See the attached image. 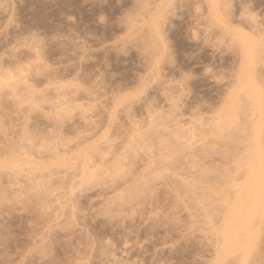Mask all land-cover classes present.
Masks as SVG:
<instances>
[{
    "label": "rangeland",
    "instance_id": "obj_1",
    "mask_svg": "<svg viewBox=\"0 0 264 264\" xmlns=\"http://www.w3.org/2000/svg\"><path fill=\"white\" fill-rule=\"evenodd\" d=\"M217 1L223 19L205 0H0V77L16 78L0 83V264L212 263L258 117L240 92L213 123L236 27L256 43L264 143V0ZM255 248L264 264V215Z\"/></svg>",
    "mask_w": 264,
    "mask_h": 264
},
{
    "label": "bare ground",
    "instance_id": "obj_2",
    "mask_svg": "<svg viewBox=\"0 0 264 264\" xmlns=\"http://www.w3.org/2000/svg\"><path fill=\"white\" fill-rule=\"evenodd\" d=\"M205 1L209 4V11L213 16L218 15V19H220L219 16L224 18L222 8L220 10L218 5L217 9L219 1ZM218 10L223 14H218ZM153 24H155L153 25L155 28L157 27L154 29L157 32V37L160 38L157 21L154 20ZM244 29L236 27L235 33H232V35L235 34V39L237 37L236 42H238L241 55L240 64L233 84L225 94L222 104L216 110L213 123L218 130L228 128L233 121L237 97L240 92L251 99L254 109L258 111V117L248 125V142L239 158L238 167L241 170L235 178H231L229 186L220 196L217 208L218 214L220 212V215L217 216L219 222L213 227L214 250L211 264H247L256 249L255 247H257L264 215V143L260 134L262 105L261 92L255 81L253 71L257 51L255 40L252 38L254 36ZM13 79H16L13 75L0 77V83L10 82ZM206 132L204 131L202 134H206Z\"/></svg>",
    "mask_w": 264,
    "mask_h": 264
}]
</instances>
